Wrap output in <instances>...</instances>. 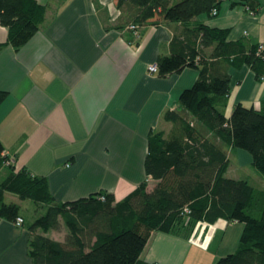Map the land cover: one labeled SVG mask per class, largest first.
<instances>
[{
	"label": "crops",
	"instance_id": "0c3cea01",
	"mask_svg": "<svg viewBox=\"0 0 264 264\" xmlns=\"http://www.w3.org/2000/svg\"><path fill=\"white\" fill-rule=\"evenodd\" d=\"M37 1L46 8L45 19L25 46L8 44V29L0 24V91L8 94L0 105V182L11 162L16 171L46 178L57 204L99 193L112 194L119 202L148 179L152 189L155 182L145 170L149 135L169 131L164 115L181 108L180 96L195 84L199 71L186 68L162 78L148 68L170 55L183 24L144 26L137 38L129 28L137 11L118 8L115 0ZM201 23L226 31L227 42H243L247 48L264 45V0H220L217 15L199 16L191 26ZM227 72L226 116L239 103L264 113V80L246 64L230 66ZM253 169L249 153L229 148L227 176L264 190V178ZM7 198L22 208L26 203L12 194ZM45 208L26 205L27 212H37L35 217ZM21 215L23 227L0 221V264H33L29 223L34 219L28 221L22 210ZM231 224L220 232L227 233ZM204 226L212 225L197 224L189 238L204 237ZM188 235L156 232L144 260L185 264L192 247ZM238 245L226 243L233 252Z\"/></svg>",
	"mask_w": 264,
	"mask_h": 264
},
{
	"label": "trees",
	"instance_id": "16d2710c",
	"mask_svg": "<svg viewBox=\"0 0 264 264\" xmlns=\"http://www.w3.org/2000/svg\"><path fill=\"white\" fill-rule=\"evenodd\" d=\"M115 2L120 9L137 11L130 25L140 29L183 24L170 55L158 59L160 77L186 68L199 71L195 84L180 96L181 108L165 113L169 131L149 135L145 170L155 186L151 189L148 179L119 202L112 194L99 193L57 204L46 178L16 171L10 163L0 182V221L22 218L20 227L25 225L21 204L8 199L9 194L46 207L44 215L29 223L33 264H158L142 257L156 232L181 236L199 223L216 225L223 219L242 224L243 231L236 251L216 264H264V190L227 176L232 148L249 153L264 178V113L240 103L229 118L224 112L230 93L227 68L246 64L264 80V51L259 52V45L227 42L226 31L202 23L191 26L199 16H213L220 0ZM45 13L37 0H0V24L8 29V44L17 49L28 44ZM7 95L0 91V105ZM3 153L0 142V157ZM62 225L68 230L64 241L48 236Z\"/></svg>",
	"mask_w": 264,
	"mask_h": 264
},
{
	"label": "rangeland",
	"instance_id": "374dc122",
	"mask_svg": "<svg viewBox=\"0 0 264 264\" xmlns=\"http://www.w3.org/2000/svg\"><path fill=\"white\" fill-rule=\"evenodd\" d=\"M253 170L255 172H258L255 168ZM25 202L26 203H25L24 207L22 208V212L26 214V216L28 217V221H31V220L35 219L36 217H39V216L35 217V212H36L35 210L33 212H31V211L27 212L26 211V205L27 204L28 205L33 204V203L31 201H25ZM38 213H40V212H38ZM45 213H46V211H43L42 214H38V215L41 216V215H44ZM225 225L226 224L224 223V221H220L219 223H217V225H212L211 227H208V228L206 226H204L205 236L203 237L201 235L202 241L205 240V238L207 236L209 238L211 231H212V228L214 229L213 235H212L211 241H210L211 245H209L207 249H202V247H201V244L203 245L202 241L196 244V240H193L195 237L198 238L199 236L195 235V237H194L191 235V237L189 238V236H190V234H189L187 236L188 237L187 241H189V243L192 245V247L190 249V253L188 254V256L186 258L187 261L185 264H216V262L221 257L226 256L229 253H232L233 251L230 250V247H233L234 243H236V241L240 240L243 225L240 223H234V224L230 225L227 233H223L222 231L220 232L219 229ZM217 227H219V228H217ZM67 234H68L67 228L64 225H62L60 230L50 231L48 233V236L51 238H54L56 240H60V239L65 240L67 237ZM226 243L230 247L227 248ZM230 251H232V252H230ZM153 252H154V250H153ZM149 253H150V246L147 247V250L144 252L143 259Z\"/></svg>",
	"mask_w": 264,
	"mask_h": 264
},
{
	"label": "built area",
	"instance_id": "2783aa9c",
	"mask_svg": "<svg viewBox=\"0 0 264 264\" xmlns=\"http://www.w3.org/2000/svg\"><path fill=\"white\" fill-rule=\"evenodd\" d=\"M248 10L250 11V13L252 14V15H255V11H252L249 7H248ZM212 14L213 15H217L218 14V11L217 10H214L213 12H212ZM130 30H132L133 31V34H134V36L135 37H140V33H141V29H140V27L139 26H137V25H130ZM261 51H264V45L263 44H260L259 45V52H261ZM148 72L150 73V74H157L158 73V66H157V64H153V65H151V66H149V68H148ZM9 163H11V162H9ZM23 219L22 218H18V220H17V222L15 223L18 227H20L22 224H23ZM209 235V234H208ZM194 237H195V235H194ZM193 240H196V244L197 243H199V242H201L202 240H201V237H198V238H194ZM210 241H211V238L208 240V236L205 238V240H203L202 242H203V245L201 244V247L203 248V249H207L208 248V246H209V243H210Z\"/></svg>",
	"mask_w": 264,
	"mask_h": 264
},
{
	"label": "water",
	"instance_id": "95a60500",
	"mask_svg": "<svg viewBox=\"0 0 264 264\" xmlns=\"http://www.w3.org/2000/svg\"><path fill=\"white\" fill-rule=\"evenodd\" d=\"M224 223H225V224H227V222H226V221H224Z\"/></svg>",
	"mask_w": 264,
	"mask_h": 264
}]
</instances>
